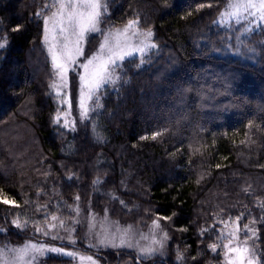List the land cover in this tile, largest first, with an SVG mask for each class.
Returning a JSON list of instances; mask_svg holds the SVG:
<instances>
[{
	"label": "trees",
	"instance_id": "1",
	"mask_svg": "<svg viewBox=\"0 0 264 264\" xmlns=\"http://www.w3.org/2000/svg\"><path fill=\"white\" fill-rule=\"evenodd\" d=\"M46 3L51 0H0V38L8 40L0 49V189L20 205L0 203L7 233H0V243L38 240L33 223L24 231L13 227L18 214L21 222L27 217L44 228L51 222L44 220L45 206L69 220L78 203L141 226L171 217L159 221L170 242L169 258L159 264H178L177 249L184 254L180 264L219 261L222 243L216 253L208 247L224 226L217 221L237 216L241 229L255 221L264 254V54L245 59L196 47L219 45L223 33L213 21L226 0H109L102 26L123 27L138 18L142 29L153 30L160 51L142 70L126 62L130 84L119 96L111 88L102 93V114L74 132L61 126L63 120L53 123L61 105L49 87L43 21L35 16ZM17 25L20 30L12 31ZM262 41L264 31L251 37L258 48ZM93 122L104 143L94 140ZM156 132L161 135L153 139ZM97 178L101 183L94 186ZM115 255L99 258L130 257Z\"/></svg>",
	"mask_w": 264,
	"mask_h": 264
},
{
	"label": "snow or ice",
	"instance_id": "2",
	"mask_svg": "<svg viewBox=\"0 0 264 264\" xmlns=\"http://www.w3.org/2000/svg\"><path fill=\"white\" fill-rule=\"evenodd\" d=\"M208 6L211 7L210 4ZM199 7L203 8L205 4L202 3ZM109 8V0H51V3H46L35 13L36 18L43 21L42 44L47 51L52 71L49 87L61 105L57 109L53 123L60 124L63 120L61 126L66 131L76 130V121L68 119L74 108H78L80 121L87 122L94 113L97 116L102 114L101 110L104 107L102 93H107L111 88L119 96L121 89L130 84L131 78L126 75V62L142 70L145 64L152 63L154 54H159L160 48L154 39L153 30L142 29L138 18L128 20L122 28L102 27L110 14ZM213 26L223 33L220 43L219 45L209 41L203 44L197 43L196 47L201 51L217 54L230 52L245 59L264 54V41L261 42L260 48L251 44L252 35L264 31L262 27L264 0H226L213 21ZM20 27L17 25L12 31L17 32ZM96 36L101 38L98 47L89 52L88 46ZM7 43V37L0 38V49L6 48ZM137 58L139 63H136ZM176 63V60L171 61L173 65ZM73 72L78 77L76 96L71 92L70 73ZM193 90L182 88L180 91L183 93ZM65 105L67 110L63 107ZM92 134L94 140L104 143L106 138L98 122H93ZM159 135L160 132L154 133L153 139ZM71 148L72 145L69 144L68 150ZM68 179L71 180L72 176L69 175ZM100 183L99 178L93 181L94 186ZM37 195L39 196V193ZM112 198L116 199L114 195ZM76 200L79 201L78 196ZM0 203H11L15 207H20L14 200H9L2 189H0ZM75 211L79 216L80 209L77 207ZM92 215L89 210V216ZM170 219L172 218L158 216L152 221L148 234L135 233L131 226L109 224L106 212L104 221L99 224V231H95V223L91 221L89 223V235L94 236L95 243L89 241L87 248L95 249L93 254L70 251L64 246H55L46 241L26 240L19 246L5 243L0 247V264H37L38 258L48 253L78 259L80 264H100L97 254L101 249L107 248L135 250L136 264H143L144 260L153 258L157 252L163 254L169 235L158 221ZM44 220L51 221L42 232L44 237L61 242L67 238L69 243L75 245L76 241L72 236L74 228L66 225L55 213H49L46 206ZM240 220V216L235 217L234 220L231 217L228 221L218 220L217 222L223 223L225 227L218 230L220 235L217 237V242L209 244V249L216 253L222 243L224 264H264V254L259 253L256 246L249 243L259 238L255 235L258 229L251 227L255 221H250L241 229ZM30 222L35 225V232L41 233L42 229L37 222L30 221L27 217L21 222L19 214L12 220V225L24 231ZM76 222L78 223V220ZM58 228L65 230L68 233L67 237L59 235ZM207 230L201 229V234ZM242 230L243 238L240 235ZM0 233L7 234L2 227ZM176 257L180 264L184 254L177 249Z\"/></svg>",
	"mask_w": 264,
	"mask_h": 264
},
{
	"label": "rangeland",
	"instance_id": "3",
	"mask_svg": "<svg viewBox=\"0 0 264 264\" xmlns=\"http://www.w3.org/2000/svg\"><path fill=\"white\" fill-rule=\"evenodd\" d=\"M262 27H264V26H262ZM117 28H122V27H117ZM93 35H95V34H93ZM97 37H99V36H97ZM100 39L101 38L99 37V40ZM99 40H98V42H99ZM96 47H98V43H97ZM72 75L75 76V84L73 85V83H72L71 92H72L73 96H76L77 95V91H78V77L76 76L75 72H73V73H70L71 79H72ZM65 110H67V106L66 105H65ZM68 119L69 120H75L76 121V125L82 124V122L80 121V118H79L78 108H74L73 109L72 114L68 117ZM77 207L80 209L79 216L76 215V211H75V209ZM89 210L93 214L91 217L89 216ZM106 212H107V217H108V221L107 222L109 224L115 225V224L118 223L121 227L131 226L135 233L143 232L145 234H148L149 230L152 227V223H150V224H148L146 226H141V225L133 222L132 220H128V219L124 220V219H121V218H117L109 210H104V212L102 214H98V213H95L92 210L90 205H81V204L77 203L76 206H74L71 209V214H72L71 219L63 220L66 225H69L70 227L74 228V232L72 233V236H73V238L76 241L75 245L69 243L67 238H65V240L63 242H61L59 240L52 241V240L47 239L46 237H44L42 232H43L44 229L47 228L48 224H46L44 226V228H41L42 229L41 233H36L37 234L36 236L38 237L37 241H42V240L43 241H47L48 240V242H47L48 244H52V245H55V246H58V244L63 243V244H67V245H70V246L74 247V248L66 247L70 251L71 250H75L77 252H82L83 249L84 250L87 249V251H90L88 253L86 252L87 254L95 253V249H88L87 248V245H88L89 241L95 243L94 236H90L89 235V223H90V221L95 223L96 224L95 231H99V224H100V222L104 221ZM77 220H78V223L76 222ZM56 223L58 224L59 221H57ZM224 227H225V225L223 226L222 229H224ZM57 231L59 232V235H61V236L67 237V235H68V233L65 232V230H63V229H59L58 228ZM240 235H241V238H243V236H244L243 230L241 231ZM31 241L35 242L36 240H31ZM169 243L170 242H169V239H168V241L166 242V247L163 250V254H161L160 252H157V254L153 258L144 260L143 264H153V263H158L159 264V262H166V260H168V258H169V253H168L169 252L168 251ZM249 243L252 244L253 246H256V250L258 251L257 244H256V239L249 241ZM3 245H4V243H0V247H2ZM11 246H14V245H11ZM15 246H19V245H15ZM80 246H82L83 248H80ZM80 249H82V250H80ZM103 252L111 253V254H114V255L115 254L117 255L119 253H124V254L130 255V257H128L126 259L125 258L120 259L118 262L114 261L115 257H114V259L113 258H108L107 262H104L105 261L104 259L99 258L100 264H136V263H134V261L132 259V256L135 257V259H136V251L135 250H132V249H113V248L101 249L100 252L97 254L98 257L101 256V253H103ZM220 253H221V256L219 257L220 258L219 261L214 262L213 264H224V259L225 258H224V255H223L222 244H221V252ZM50 258L55 259V260L56 259L63 260V262H60V263H57V264H80L78 259H73L71 257H67V256H63V255H57V254H52V253H48L45 256L39 257L38 261H37V264H52V263L48 262Z\"/></svg>",
	"mask_w": 264,
	"mask_h": 264
},
{
	"label": "water",
	"instance_id": "4",
	"mask_svg": "<svg viewBox=\"0 0 264 264\" xmlns=\"http://www.w3.org/2000/svg\"><path fill=\"white\" fill-rule=\"evenodd\" d=\"M135 263H136V261H135Z\"/></svg>",
	"mask_w": 264,
	"mask_h": 264
}]
</instances>
